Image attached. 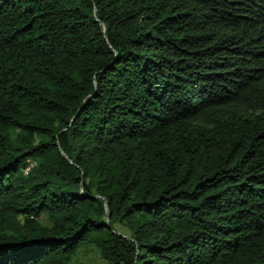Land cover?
I'll return each instance as SVG.
<instances>
[{"label": "trees", "instance_id": "trees-1", "mask_svg": "<svg viewBox=\"0 0 264 264\" xmlns=\"http://www.w3.org/2000/svg\"><path fill=\"white\" fill-rule=\"evenodd\" d=\"M0 264H264V0H0Z\"/></svg>", "mask_w": 264, "mask_h": 264}, {"label": "built area", "instance_id": "built-area-1", "mask_svg": "<svg viewBox=\"0 0 264 264\" xmlns=\"http://www.w3.org/2000/svg\"><path fill=\"white\" fill-rule=\"evenodd\" d=\"M29 165L26 167V169H28Z\"/></svg>", "mask_w": 264, "mask_h": 264}]
</instances>
